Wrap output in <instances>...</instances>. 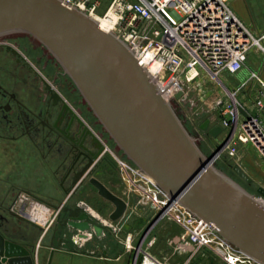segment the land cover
<instances>
[{"label":"water","instance_id":"obj_1","mask_svg":"<svg viewBox=\"0 0 264 264\" xmlns=\"http://www.w3.org/2000/svg\"><path fill=\"white\" fill-rule=\"evenodd\" d=\"M11 34L29 36L51 54L127 160L171 199L216 226L226 242L264 264V207L215 167L213 153H203L123 41L63 0H0V37ZM181 97V92L175 95ZM208 124L209 120L201 128ZM224 130L218 122L208 135L216 138ZM90 164L91 160L86 168ZM229 167L242 181L251 182L238 164ZM88 183L114 210L104 219L78 203L82 213L68 224L81 237L99 236L102 227L116 232L111 222L124 215L126 203L98 179L91 177ZM257 193L264 196L262 188ZM2 245L0 264H15L17 256L32 264L27 251L18 255L13 244L0 237Z\"/></svg>","mask_w":264,"mask_h":264},{"label":"built area","instance_id":"obj_2","mask_svg":"<svg viewBox=\"0 0 264 264\" xmlns=\"http://www.w3.org/2000/svg\"><path fill=\"white\" fill-rule=\"evenodd\" d=\"M63 2L90 17L100 5L99 0ZM110 12L116 17L112 33L128 46L137 63L148 72L161 97L168 102L181 101L185 96L183 87L195 86L205 75L217 78L223 72H239L251 50L264 54V34L254 37L234 15L229 0H111L103 16ZM250 79L261 88L253 106L262 112L264 82L253 72ZM179 92L182 97L175 99ZM215 106L228 114L229 119L222 123L231 133L217 149H212L213 159L235 158L236 143H240L251 145L264 162L262 121L249 116L239 123V106L234 102L218 100ZM102 154L116 168L123 188L120 198L127 205L124 215L117 221L116 232L132 215L149 221L150 227L158 221H168L178 229L173 253L183 257L173 264H190L203 250L210 251L222 264H260L226 242L212 223L196 217L177 200L171 199L151 177L116 150L104 145ZM253 197L264 207L263 195L256 193ZM145 234L137 246L133 245L135 233L130 231L124 235L126 250L134 251V264H171L149 254L156 239L151 238L144 246Z\"/></svg>","mask_w":264,"mask_h":264},{"label":"crops","instance_id":"obj_3","mask_svg":"<svg viewBox=\"0 0 264 264\" xmlns=\"http://www.w3.org/2000/svg\"><path fill=\"white\" fill-rule=\"evenodd\" d=\"M264 0H229V6L234 15L245 25L254 37L264 34ZM263 3V4H260ZM264 45V39L262 40ZM257 73L264 82V58L261 52L251 50L243 64L242 69L230 74L223 72L217 78L203 77L205 85L209 89L210 106L213 110L209 115V124L206 129V139H212L221 143L230 133V128L218 134L216 138L208 135V131L218 122L229 119L228 114L221 107H216L218 100L224 103H236L248 116L258 117L264 124V111L258 112L253 106L254 100L260 91V86L255 80L250 79V73ZM27 104L34 112H39L38 100L25 98ZM239 111L238 121L243 120ZM240 124L237 126V131ZM199 136L200 133H199ZM18 139V140H17ZM11 141L4 155L0 159V237L9 241L14 246V252L21 250L28 252L32 264H134V251H128L124 245V235L127 232L136 234L133 245L137 246L141 237L145 234L144 246L151 239H156L155 245L149 249V254L157 260L169 261L171 264L183 260V257L173 253V245L178 238L177 227L168 221H158L150 227V222H143L140 231H134L133 227L126 230L124 224L118 232H112L102 227L99 236L94 233L90 236L81 237L68 222L71 218L82 213L78 203L86 204L93 212L107 219L114 210L111 203L97 194V191L88 183L87 178L82 188L65 189L63 187L70 183L81 181L72 180L69 177L62 184V174L57 173L60 165L61 155L55 153L46 160H41L31 141L17 138ZM201 141V142H202ZM217 144V145H218ZM8 146V145H7ZM237 155L231 159L241 169L258 182L259 188H264L263 167L253 155L250 154L251 145L236 143ZM255 150V149H254ZM256 151V150H255ZM228 160V159H224ZM108 168L118 176L115 168L109 163L102 162L99 169ZM63 170V169H62ZM94 173L93 177L98 179L113 194L121 197L122 192H113L111 179H101ZM78 180V181H77ZM20 192V193H19ZM16 193L18 202L13 208L9 199ZM2 209V210H1ZM11 209L20 217H12ZM133 216V215H132ZM92 225L99 226L95 221ZM116 228L117 221L111 222ZM4 246L0 247L2 250ZM157 250H161L160 254ZM166 254L167 257L162 256ZM15 264H25L22 256L15 257ZM138 264V263H136Z\"/></svg>","mask_w":264,"mask_h":264},{"label":"flooded vegetation","instance_id":"obj_4","mask_svg":"<svg viewBox=\"0 0 264 264\" xmlns=\"http://www.w3.org/2000/svg\"><path fill=\"white\" fill-rule=\"evenodd\" d=\"M18 40L25 41L26 45L20 47ZM54 67L60 66L33 38L24 34L0 37V159L9 147L7 143L17 138L27 139L41 160L55 153L61 155L57 173L62 174V181L83 177L78 184L63 187L77 190L82 188L85 178L89 182L102 162H109L111 168H115L102 154L108 142L119 155H124L109 139L61 67L53 71ZM28 97L39 101V112H34L27 104L25 98ZM238 184L252 195L259 188H252V181ZM19 193L10 203L13 208ZM10 214L17 215L12 209Z\"/></svg>","mask_w":264,"mask_h":264},{"label":"rangeland","instance_id":"obj_5","mask_svg":"<svg viewBox=\"0 0 264 264\" xmlns=\"http://www.w3.org/2000/svg\"><path fill=\"white\" fill-rule=\"evenodd\" d=\"M99 1H100V5L96 9L95 14L98 16H103L111 0H99ZM263 3H260V4H263ZM263 8H264V4H263ZM21 41L20 40L17 41L20 47L23 45H26L25 41L24 42H21ZM261 54H262V57L264 58V54L263 53ZM59 68L54 67L53 71H58ZM53 71H51L50 73L51 76H53L52 74ZM206 76L210 77L209 75H205L204 78H206ZM183 88L185 91V96L183 97L181 101H176V100L171 101L170 102L171 107L173 108L178 118L181 120L182 124H184L187 131L196 140V143L200 146L203 153L210 154L212 152V149H214L218 143L212 139H208L206 141L201 140V137L205 139L207 137L206 131H203L201 127L204 125L205 121L209 119V115L213 111L210 106V97L206 95V94H209V89L207 85H205L203 78H201V80L198 81L195 86H192V87L190 86L189 88L184 86ZM78 98L79 97L77 96L76 100ZM199 133L201 136H199ZM108 145L110 146V148L114 147L109 142H108ZM250 154L253 155L254 158L257 160V162L261 164V166L263 167V171H264V162L261 160L258 153L254 149L251 148ZM233 164H235L233 160L228 159L224 161V158L218 159L215 161L216 168L221 170L224 174L230 177L234 182L240 183L242 182L241 179L238 178L237 175L233 173L229 167V165H233ZM99 170L97 171L99 173L97 175L101 179L103 180L108 179V178L111 179L110 183L112 184L111 189L113 190V192L115 191V192L120 193L123 191L120 178L116 177L115 174L109 168L107 170L102 169V168L100 171ZM250 179L252 181V188H256L258 186V182L252 178ZM252 193H255V191L253 190ZM13 198L14 196H12L9 199V202H11ZM139 219L141 218H139L137 215L130 216L128 219L130 223L126 225L125 227L126 230H130V227H133L135 232L140 231L141 229L140 227H142L143 222L139 221ZM156 252L160 254L161 250H157ZM162 256L167 257L165 253ZM190 264H222V263H220L210 251L203 250L192 259Z\"/></svg>","mask_w":264,"mask_h":264},{"label":"bare ground","instance_id":"obj_6","mask_svg":"<svg viewBox=\"0 0 264 264\" xmlns=\"http://www.w3.org/2000/svg\"><path fill=\"white\" fill-rule=\"evenodd\" d=\"M91 18H93L98 23L99 28L102 31H104V32H112L113 31L112 30L113 29V23H114V20L116 17L112 12H110L107 16H98L96 14H92Z\"/></svg>","mask_w":264,"mask_h":264},{"label":"trees","instance_id":"obj_7","mask_svg":"<svg viewBox=\"0 0 264 264\" xmlns=\"http://www.w3.org/2000/svg\"><path fill=\"white\" fill-rule=\"evenodd\" d=\"M226 161V160H225Z\"/></svg>","mask_w":264,"mask_h":264}]
</instances>
